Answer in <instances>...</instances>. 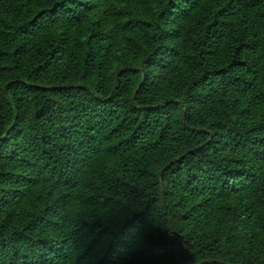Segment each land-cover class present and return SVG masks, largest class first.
Instances as JSON below:
<instances>
[{"label":"trees","instance_id":"obj_1","mask_svg":"<svg viewBox=\"0 0 264 264\" xmlns=\"http://www.w3.org/2000/svg\"><path fill=\"white\" fill-rule=\"evenodd\" d=\"M0 264H264V0H0Z\"/></svg>","mask_w":264,"mask_h":264}]
</instances>
